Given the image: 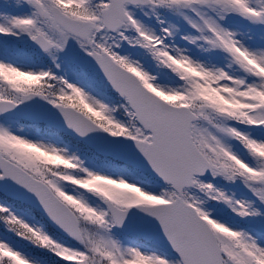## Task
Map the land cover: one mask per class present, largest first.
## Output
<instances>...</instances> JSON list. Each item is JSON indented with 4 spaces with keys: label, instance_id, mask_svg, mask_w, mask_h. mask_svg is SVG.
Returning a JSON list of instances; mask_svg holds the SVG:
<instances>
[{
    "label": "snow or ice",
    "instance_id": "1",
    "mask_svg": "<svg viewBox=\"0 0 264 264\" xmlns=\"http://www.w3.org/2000/svg\"><path fill=\"white\" fill-rule=\"evenodd\" d=\"M0 264H264V0H2Z\"/></svg>",
    "mask_w": 264,
    "mask_h": 264
},
{
    "label": "rangeland",
    "instance_id": "2",
    "mask_svg": "<svg viewBox=\"0 0 264 264\" xmlns=\"http://www.w3.org/2000/svg\"><path fill=\"white\" fill-rule=\"evenodd\" d=\"M0 2H2V0H0ZM6 10H8V11H12V9H6Z\"/></svg>",
    "mask_w": 264,
    "mask_h": 264
}]
</instances>
